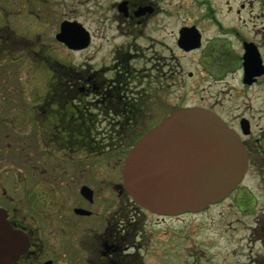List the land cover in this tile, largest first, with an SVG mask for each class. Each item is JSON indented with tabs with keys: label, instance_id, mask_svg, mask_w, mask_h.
<instances>
[{
	"label": "flooded vegetation",
	"instance_id": "obj_1",
	"mask_svg": "<svg viewBox=\"0 0 264 264\" xmlns=\"http://www.w3.org/2000/svg\"><path fill=\"white\" fill-rule=\"evenodd\" d=\"M122 2L114 21L122 34L130 24L133 40L115 44L109 60L67 63L66 53L102 34L82 23L90 43L75 49L57 39L59 27L65 55H55L41 33L23 34L21 10L0 0V219L27 243L9 264H264V207L244 182L264 165V144L247 109L239 112L249 91L264 104V31L223 23L213 9L179 22L167 12L178 17L161 23L165 8L154 2ZM130 26L142 27L132 34ZM234 41L240 54H229ZM249 45L260 54L254 65ZM182 107L219 114L240 135L248 167L221 201L162 214L131 196L123 169L133 144Z\"/></svg>",
	"mask_w": 264,
	"mask_h": 264
},
{
	"label": "water",
	"instance_id": "obj_2",
	"mask_svg": "<svg viewBox=\"0 0 264 264\" xmlns=\"http://www.w3.org/2000/svg\"><path fill=\"white\" fill-rule=\"evenodd\" d=\"M90 38L78 20H64L57 33L58 40L75 49L88 45ZM258 58L257 48L249 45L246 63L254 65ZM247 167L248 153L240 135L219 114L182 107L133 144L123 174L126 188L141 205L175 214L199 211L226 198L243 181ZM0 225L5 226L0 264H9L27 247L26 238L7 221L0 219Z\"/></svg>",
	"mask_w": 264,
	"mask_h": 264
},
{
	"label": "rangeland",
	"instance_id": "obj_3",
	"mask_svg": "<svg viewBox=\"0 0 264 264\" xmlns=\"http://www.w3.org/2000/svg\"><path fill=\"white\" fill-rule=\"evenodd\" d=\"M18 4L13 3V0H4V6L6 8L15 7L19 8L21 11L20 30L23 34L32 35L33 39L36 34L41 33L44 37V41L49 49H53L55 55H65L62 53L61 49H64L59 45L55 39V34L59 31L60 24L63 20H78L83 23L87 28L94 33H100L101 39L97 37V42L92 41L91 47L85 51H70L65 55V62L73 63L80 62L84 56H91L95 54H100V57L105 59H110L112 57L111 49L115 44H120V42H129L133 40V36L129 34V25L122 27L123 30L127 32L122 34L120 30V21H114L116 18L114 16L117 12V3L122 2V0H17ZM137 2H150L155 6L165 8V13H160L163 15L164 22H173L177 15L170 16L167 12H177L180 13L179 22L181 19L187 17V13H202L210 9L218 13L219 17L222 19L223 23H230V25L239 26L246 25V29L252 28L254 23H257L258 28H262L264 31V13L260 16L257 15L258 12L262 11L264 7V0H133ZM244 6L251 10H242L241 15L229 14L231 11L229 8H241ZM149 5V4H145ZM115 9V10H114ZM234 12V11H232ZM225 13H228L225 15ZM255 13V14H253ZM255 15L258 18L255 20ZM211 23V22H210ZM241 23V24H240ZM256 25V26H257ZM142 27V26H140ZM139 26H130L132 34L139 31L141 28ZM262 36V34H260ZM140 39L137 38L136 41ZM98 43H101V51L97 52L96 49ZM241 45L237 41L230 46L229 54L235 55L241 53ZM140 50V48H139ZM65 51V50H64ZM260 91L256 92L259 93ZM255 93V94H256ZM251 91L247 94H243L239 99L245 98L247 104L245 107L241 108L239 112H243L247 109L245 114L252 117L254 125V133L260 136L261 142L264 144V104H261L260 100L251 98ZM262 96V95H261ZM243 104V103H241ZM248 104L253 105L252 108H248ZM249 174L244 182L257 188L255 193L261 199V203L264 207V165L261 170H250ZM261 191V192H260ZM264 212V208H263Z\"/></svg>",
	"mask_w": 264,
	"mask_h": 264
}]
</instances>
